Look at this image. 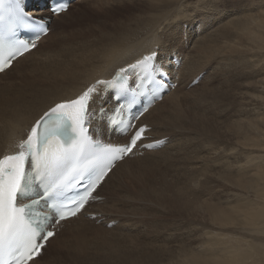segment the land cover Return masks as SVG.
I'll use <instances>...</instances> for the list:
<instances>
[{
  "label": "bare ground",
  "instance_id": "obj_1",
  "mask_svg": "<svg viewBox=\"0 0 264 264\" xmlns=\"http://www.w3.org/2000/svg\"><path fill=\"white\" fill-rule=\"evenodd\" d=\"M40 1L49 0H32L31 11L44 19L51 18V31L40 40L38 47L0 73V158L18 151L20 141L26 139L35 121L55 103L74 98L96 80L112 79L120 67L153 50L158 53L157 63L163 65L178 85L156 100L140 120V124L150 127L148 138L143 142L163 145L153 150H137L119 162L99 187L97 195L101 200L90 203L78 217L63 222L60 231L32 264L44 261L49 254L44 264H58L63 244L78 238L86 229L85 224L76 222L87 220L104 227L114 223L117 224L114 228H119L123 215H133L130 217H139L145 222L150 213L156 225L162 217L159 214L164 213L166 200L172 204L171 214L178 221L167 220L170 227L164 234L176 238L177 245L173 246L178 247H171L169 251H166L168 247L164 248L163 254L168 256L166 263L264 264V75L254 79L260 67H264V0H198L205 2L207 9L218 8L220 16L235 15L216 29L219 33L216 35V31L209 32L214 23L211 15L204 18L195 10L189 15L188 6L193 0H135L133 5L131 0H82L81 3H96L95 11L100 14L94 15L89 7L83 6L78 16L71 15L70 7L67 14L63 12L54 17L48 7H38L42 11L37 12ZM139 11L142 14L135 15ZM84 19H96L99 24L76 27ZM194 38L195 47L192 51L189 46L192 52L187 53V45ZM238 51L242 55L255 54L240 58L251 64L247 78L252 79L239 84L244 88L236 90L241 107L236 114L245 112L249 117L240 116L227 125L215 119L207 108L205 114L190 109L186 102L191 87L201 78L204 79L201 85L220 81L226 71L215 67L216 57L232 60ZM35 65H38L37 72L46 73L42 78L37 77L40 83L28 91L26 87L35 85L28 78L36 75L28 70ZM19 69L23 73L3 82ZM100 105L110 112L115 105L111 91L95 98L93 110ZM106 119L107 114L92 118L95 136L127 143L130 134L105 129ZM216 141H229L230 147L226 150ZM194 144L205 154L187 157L192 167L189 166L191 171L186 175H181L185 189L179 187V193L167 196L164 188L170 191L171 182L167 167L161 170V162H177L178 156L191 150ZM137 171L143 176V182L135 190L126 192L124 187L136 179ZM34 198L37 197L29 200ZM117 204L122 206L116 207ZM187 225L190 228L185 231ZM179 230L184 232L179 234ZM187 234L190 235L187 239L180 240V236ZM100 243L105 245V241Z\"/></svg>",
  "mask_w": 264,
  "mask_h": 264
},
{
  "label": "snow or ice",
  "instance_id": "obj_2",
  "mask_svg": "<svg viewBox=\"0 0 264 264\" xmlns=\"http://www.w3.org/2000/svg\"><path fill=\"white\" fill-rule=\"evenodd\" d=\"M47 7L55 16L66 11L68 4L51 0ZM43 19L26 9L25 0H0V73L35 48L40 35L47 34ZM22 30H32L35 36L26 41L20 36ZM157 55L153 50L120 67L112 79L96 80L74 98L55 103L20 141V150L0 158V264H32L55 235L48 230V215L37 210L41 200L56 222L75 217L97 198L93 193L116 160L134 154L138 144L154 146L142 143L147 126L135 123L147 107L131 118L128 112L141 100H155L165 88L166 73L157 63ZM108 91L115 100L110 112L103 105L93 110L95 98ZM105 114V129L130 134L127 143H105L89 134L92 118ZM70 192L74 195L69 196ZM32 196L39 199L18 203V198L23 201Z\"/></svg>",
  "mask_w": 264,
  "mask_h": 264
},
{
  "label": "rangeland",
  "instance_id": "obj_3",
  "mask_svg": "<svg viewBox=\"0 0 264 264\" xmlns=\"http://www.w3.org/2000/svg\"><path fill=\"white\" fill-rule=\"evenodd\" d=\"M81 1L82 0H75L73 2V5L71 6V15L78 16L79 15L78 12L81 11L83 6L89 7L88 10H91L92 14H94V15L100 14V12L95 11L94 7H97L96 3H92L93 4L92 5L91 3L90 4L89 3H81ZM131 2H132L131 5L135 4V0H131ZM75 5H77V6L75 7V10H74L73 6H75ZM205 5H206L205 2H199L198 0H193L192 4H190L188 6V9H189L188 13H189V15L190 14L192 15L194 13H192L191 10H195L196 14L198 13L202 17L204 16V18L205 17L208 18V16L211 15L212 18H214V19H212V21L214 23L210 26L209 32L214 33L217 28L220 29L221 27H223L225 22H227L229 19H231L232 17L235 16L234 14H229L227 16H220L218 8L217 9H213V8L207 9L204 7ZM32 7L34 8V6H32ZM36 7L38 8L40 6H36ZM66 14H67V12H66ZM141 14H142V12L139 11V13L135 14V15L138 16ZM225 14H226V12L224 13V15ZM36 15L39 16L38 14H36ZM206 15H208V16H206ZM239 15H241V14H239ZM98 24L99 23L96 22V19H84L79 24L76 23V27H78L79 29L86 28V27L87 28L88 27H96ZM216 34H219V33L216 31L215 35ZM195 41H196V38L193 39V41L191 42V45L190 44L187 45V49H188L187 53H189V51L191 49L193 51V49L195 47ZM189 46H190V50H189ZM192 51H190V53ZM238 52H239V54L237 56H233V58L236 57L235 58L236 60H234L233 58H232V60L231 59L229 60V58H228V60L223 59L222 56L216 57V61L214 62L215 67L216 68H222V69L224 68L226 73L220 77V81H214L212 84L210 83V84L201 85L202 81L204 82L203 78H201L200 82L199 81L196 82L194 85L195 87H191V92L188 91L190 94H189L188 100L186 102V105L190 109L205 114L206 108H207L209 110V112L213 114V117L215 119L224 121L225 124H227V125L228 124L230 125L232 123V120H234L236 118H240V116H241V118H244V117L246 118L247 116L249 117V115H247L245 112L242 115H240V114L237 115L238 114L237 109H240L241 107L238 103L236 90L238 89V87L241 89L244 88L240 85H242L244 82H247V81L252 79V78H247L248 73H250L249 72V70H250L249 66L251 64L250 63L246 64V62L248 61L247 59H240V58L242 56H243V58L246 56L252 57L255 54L249 53L248 55H245L243 53V55H242V53L240 51H238ZM37 55L39 58V54H37ZM35 57L37 58V56H35ZM31 62H32L31 60L27 61L28 64H30ZM236 63H237V65H236ZM257 63L260 64L259 62H257ZM243 64H244V66H243ZM32 67H35V68L33 70H31ZM36 67H38V65L31 66L28 70V73L32 72V73L36 74L35 78L33 76H30L28 78L29 81H33V83L35 84V85L31 84V85H29V87H26V88H28V91L32 90L31 89L32 86H36V85H38V83H40L39 80H37V77L40 78V76H41V78H42L43 74L46 73L45 71L44 72L43 71L37 72L38 70H36ZM40 67H42V66H40ZM258 67H260V66H258ZM261 67H260V71H258V76L255 75L254 79H256L257 77L261 78L264 75V72H263L264 67L263 68H261ZM20 73H23V71L20 69L17 71L14 70L11 73V76L5 77L3 82H5L8 78H15ZM47 74H48V72H47ZM44 79L45 78H43V80ZM20 85H22V84H20ZM23 88H25V87H23ZM195 89H197V90H195ZM217 112H221V115H217ZM242 113H243V111H242ZM252 114H254V113H252ZM216 142L219 146H222L226 150L230 147L228 143H231L229 141H227L228 143L226 141H224V142L216 141ZM195 146H197V145L194 144V147L191 148V150L187 151L188 150L187 149L185 151V154L178 156L177 162H170L171 164L168 163L169 166H167L168 164H166V162H161L162 163V169L161 170L166 169V167H167L168 170L166 169V172L169 173L168 178H169V181L171 182L170 183L171 184V188H170L171 190L170 191H168L164 188L165 192H167L166 193L167 196H169L170 193H172V194L177 193L179 190V187L185 189V184L183 183V180L181 179V177L183 175H186L189 171H191V170H189L190 169L189 166L192 167V165H191L192 161L188 162L187 157L190 156L193 158V157L197 156V153L202 154V155L205 154V151H202L203 153L198 151V150H200L199 146L197 148ZM151 165H156V164L152 163ZM158 165H160V167H161L160 162ZM142 182H143V176L139 174V171H137L136 179L133 180L132 182L131 181L128 182V184H127L128 186L124 187V189L126 192H131L132 190H135L137 185H140ZM214 185H215V182H214ZM198 186L201 187L200 182H198ZM174 187H176V189H174ZM158 188L161 189V187H158ZM121 192L123 193V195L125 194V192H123V190H121ZM107 194H108V192H107ZM163 199H164V197H163ZM166 201L163 204L164 213H163V215L159 214V216H162V217L160 218L161 220H159L156 225H155V222L153 221V216L150 213L146 216L147 220L145 222L141 221L139 219V217L131 218L130 216H133V215L126 214V217H124V215H123V217L121 218V222H122L121 227H119V228H114L117 226V224H114V223L107 225V227H104L102 225H99V223L98 224H92L90 222L88 223L87 220H83V221L81 220L79 222H76L77 225H81V223L83 225L85 224L86 229L81 231V233L79 234L80 236L76 235L77 237L79 236L78 238H72V240H70V242L66 241L65 242L66 244L65 243L63 244L66 248L63 246V248H62L63 252L61 253V257H60V260L58 261V264H100V263L101 264H145V263L146 264H151V263L152 264H168V263H166V261L168 260L167 259L168 256H164L165 254H163L164 248L168 247L166 251H169V248H171V247L177 248L178 246H173V245H177V242H174V240L176 238H170L171 236H167V234H164L165 231L167 230V228L170 227L168 225L169 221H167V220H170L171 222L173 220V222H175V223H177L178 221L175 217H173L174 213H173V215L171 214L173 211V209L171 210V208H170V207H172L171 206L172 204L171 203L168 204V203H166ZM119 206H122V205H119V204L116 205V207H119ZM189 220H190L189 222L192 221V219H189ZM160 221H162V225H160V223H161ZM192 223H193V221H192ZM150 224H152V225H150ZM103 227H104V229H103ZM189 228H190V226L187 225L184 227V230L187 231V230H189ZM90 229H92V230L90 231ZM95 230L97 233L95 232ZM152 230H154V231H152ZM177 230H176V232H177ZM184 230H179L178 233L182 234L184 232ZM106 231H108V232H106ZM101 232H103L104 234L103 233L101 234ZM145 234L148 236H144ZM131 236L136 238V239H134V238L132 239ZM189 236L190 235H188V234L185 236H180V240L184 241V239H187V237H189ZM100 237L103 241H101ZM102 237L104 239L106 238L107 240L106 239L104 240ZM110 238H112V239L110 240ZM104 241H105V245H104V243H102V244L100 243V242H104ZM81 242H82V244H81ZM106 242L107 243L111 242V243L106 244ZM178 243H180L179 240H178ZM154 244H156V245H154ZM101 245H104V246H101ZM118 245H120L121 247ZM72 250H74V251H72ZM49 256H50V254L47 256V258ZM113 258H115V259H113ZM46 259L44 261L41 260L37 264H44ZM105 260H106V262H105Z\"/></svg>",
  "mask_w": 264,
  "mask_h": 264
}]
</instances>
